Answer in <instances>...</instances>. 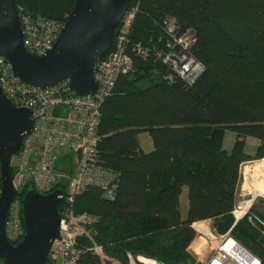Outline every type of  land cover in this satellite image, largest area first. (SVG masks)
I'll use <instances>...</instances> for the list:
<instances>
[{"label": "trees", "instance_id": "1", "mask_svg": "<svg viewBox=\"0 0 264 264\" xmlns=\"http://www.w3.org/2000/svg\"><path fill=\"white\" fill-rule=\"evenodd\" d=\"M136 1L128 32L132 69L103 102L97 130L94 163L115 175L116 187L108 197L102 187L88 185L74 199L76 213L95 217L91 237L81 239L80 264H128L129 254L201 264L189 246L197 236L193 224L207 219L216 234L229 233L264 264V198H257L252 220L235 223L232 213L243 165L264 158V0ZM16 2L64 24L76 0ZM168 17L196 37L193 53L205 70L191 85L177 76L170 80L172 68L159 55L168 51ZM138 44L145 56L137 53ZM227 130L236 134L231 151L223 146ZM142 132L151 136L149 152L140 144ZM249 137L259 140L255 154L246 152ZM34 188L28 183L22 198ZM94 242L104 257L92 250Z\"/></svg>", "mask_w": 264, "mask_h": 264}, {"label": "built area", "instance_id": "2", "mask_svg": "<svg viewBox=\"0 0 264 264\" xmlns=\"http://www.w3.org/2000/svg\"><path fill=\"white\" fill-rule=\"evenodd\" d=\"M139 4V1L131 0L121 21L122 28L117 34L114 48L100 60L95 74L98 90L93 94H76L71 89L69 79L49 88L30 85L18 78L9 60L0 55V85L3 92L16 107L29 108L33 114L32 129L10 160L17 194L7 213L6 235L13 244L21 241L25 235L21 195L28 183H33L34 189L43 194L61 190L63 216L59 237L53 243L47 264L81 263V239L91 237L88 225L93 223L95 217L89 213L75 212L73 204L76 194L84 191L88 185L102 187L108 197H112L115 190V175L94 163L99 142L97 130L103 102L112 93L118 78L132 69L128 32ZM19 13L26 49L34 55L45 54L57 41L64 24L34 16L23 9H19ZM164 23L170 39L167 42L168 51L164 54L159 52V55L172 68L168 78L181 77L191 85L205 70L203 62L193 53L196 37L190 30L181 31L170 17ZM135 49L145 56L146 49L140 44ZM67 151L76 154L77 168L74 172L59 165L61 155ZM260 196L261 193L255 189L239 193L232 211L235 223L245 217L254 219L250 212ZM202 230L198 229V234H205L210 243L215 244L210 257L203 264H261L258 257L229 233L218 235ZM92 250L104 257L103 248L97 243L94 242ZM128 257V264H162L144 255L134 257L129 254Z\"/></svg>", "mask_w": 264, "mask_h": 264}, {"label": "water", "instance_id": "3", "mask_svg": "<svg viewBox=\"0 0 264 264\" xmlns=\"http://www.w3.org/2000/svg\"><path fill=\"white\" fill-rule=\"evenodd\" d=\"M131 0H76L60 35L51 49L34 55L25 47V34L16 0H0V55L11 63L14 74L39 88L71 81L78 95L98 90L96 69L111 50ZM33 126L29 108L16 107L0 85V257L6 264H47L53 243L59 237L60 196L29 190L23 201L25 235L17 244L6 235V218L16 197L10 160Z\"/></svg>", "mask_w": 264, "mask_h": 264}, {"label": "rangeland", "instance_id": "4", "mask_svg": "<svg viewBox=\"0 0 264 264\" xmlns=\"http://www.w3.org/2000/svg\"><path fill=\"white\" fill-rule=\"evenodd\" d=\"M118 27H120V25ZM230 134H234L233 131L227 130L225 133L226 136L230 135ZM140 141H141L142 146L146 152H149L153 149V142H152L151 136L148 132L140 133ZM255 141H258V139L254 138V137L250 138L248 145H247V148H246V152L255 153V143H256ZM263 159L262 160L249 161L243 165V167H242L243 179H242V183L238 189V194L241 192H248L249 190L255 189L261 193L260 197L264 198V187L262 185V181L260 180L261 177L253 175L252 173L247 175V178L245 175V171L248 168H249L248 170H255L258 167L263 166L264 165ZM59 165L62 166L63 169L71 170L74 172L77 168L76 154L72 151L63 152V154L61 155V158L59 160ZM188 207H189L188 193L186 192L185 194L182 195V202H181V210H182V213L184 216H187ZM206 232L209 233L210 231L207 230ZM211 232H213V231L211 230ZM200 241L203 244L204 255L205 256L211 255L214 244H211L209 241L207 242L204 237L201 238ZM203 258H205V257L203 256ZM203 261H206V258L203 259ZM0 264H6L5 260L2 257H0Z\"/></svg>", "mask_w": 264, "mask_h": 264}, {"label": "crops", "instance_id": "5", "mask_svg": "<svg viewBox=\"0 0 264 264\" xmlns=\"http://www.w3.org/2000/svg\"><path fill=\"white\" fill-rule=\"evenodd\" d=\"M234 133V132H233ZM229 134V133H228ZM226 136V135H225ZM228 136V137H227ZM226 137H224V143H223V146H224V148L225 149H227L228 151H231L232 150V148H233V145H234V142H235V137H236V134L234 133V134H230V135H227ZM250 138L251 137H249L248 139H247V143H246V148H247V145H248V142H249V140H250ZM139 140H140V135H139ZM256 143H255V152H256V150H257V148H258V145H259V140L258 141H255ZM140 144H141V146H142V143H141V141H140ZM142 148H143V146H142ZM144 149V148H143ZM250 154H255V153H250ZM188 193V188L187 187H184L183 188V192H182V194H181V199H180V201L182 202V195L183 194H185V193ZM239 195V194H238ZM238 195H237V198H238ZM189 201V200H188ZM189 208V207H188ZM182 211V210H181ZM188 213V212H187ZM182 216L183 217H186V216H184L183 215V213H182ZM193 226H194V228L197 230V236H196V238L192 241V243L190 244V246H189V250L195 255V257L197 258V260H198V262L199 263H201V264H203V262H205V261H203V259H205L206 258V260H208V258L210 257V255H208V256H205L204 255V253H203V244H202V242L200 241V239L201 238H205L206 239V241L208 242H210V240H209V238L208 237H206L205 236V234L204 235H200V234H198V229H203L202 231L203 232H205V231H210L211 232V230L213 231V233H215V231H214V227H213V221L212 220H210V219H207V220H200V221H196L194 224H193ZM207 229V230H206ZM216 234V233H215ZM214 247H215V244H214ZM212 248V247H211ZM212 251H213V249H212ZM250 252V251H249ZM203 256L205 257V258H203ZM115 264H119L118 262H114ZM162 264H164V263H162Z\"/></svg>", "mask_w": 264, "mask_h": 264}, {"label": "bare ground", "instance_id": "6", "mask_svg": "<svg viewBox=\"0 0 264 264\" xmlns=\"http://www.w3.org/2000/svg\"><path fill=\"white\" fill-rule=\"evenodd\" d=\"M264 160V159H263ZM248 168V167H247ZM249 169V168H248ZM246 170L245 171V175H246V178H247V175H249L250 173H252L253 175H256V176H259V177H261L260 178V180L262 181V185H263V187H264V165L263 166H261V167H258L257 169H255V170ZM245 177V176H244ZM260 181V182H261ZM54 192V191H53ZM23 201H24V199H23ZM62 205V204H61ZM61 208V207H60ZM59 208V209H60ZM23 215H24V212H23ZM62 216V215H61ZM229 244H231V242L229 243Z\"/></svg>", "mask_w": 264, "mask_h": 264}]
</instances>
